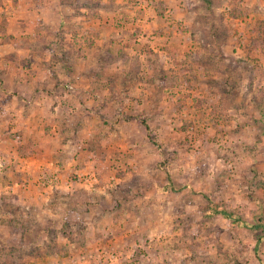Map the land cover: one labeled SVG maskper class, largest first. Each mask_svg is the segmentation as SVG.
<instances>
[{"label":"rangeland","instance_id":"rangeland-1","mask_svg":"<svg viewBox=\"0 0 264 264\" xmlns=\"http://www.w3.org/2000/svg\"><path fill=\"white\" fill-rule=\"evenodd\" d=\"M0 264H264V0H0Z\"/></svg>","mask_w":264,"mask_h":264},{"label":"trees","instance_id":"trees-1","mask_svg":"<svg viewBox=\"0 0 264 264\" xmlns=\"http://www.w3.org/2000/svg\"><path fill=\"white\" fill-rule=\"evenodd\" d=\"M83 200H86V198H84L83 196L80 197V201H83ZM214 212H217V213H222L224 216L226 217H232V213L226 211V210H219V209H214ZM237 219H235L234 221H236ZM242 221V220H241ZM242 224H247L245 223V221H242Z\"/></svg>","mask_w":264,"mask_h":264},{"label":"crops","instance_id":"crops-1","mask_svg":"<svg viewBox=\"0 0 264 264\" xmlns=\"http://www.w3.org/2000/svg\"><path fill=\"white\" fill-rule=\"evenodd\" d=\"M34 106H35V105H34ZM19 125H20V124H19ZM33 145H34V143H32V144L29 145V150H30V152L33 150V148H32ZM35 157H38L37 154H33L32 157H31V159H34ZM41 164L44 166V164H45V159L43 160V162H42ZM40 166H41V165H40ZM14 173H15V172H14ZM24 175H25V174H24Z\"/></svg>","mask_w":264,"mask_h":264}]
</instances>
